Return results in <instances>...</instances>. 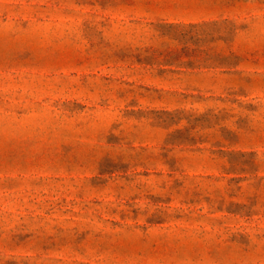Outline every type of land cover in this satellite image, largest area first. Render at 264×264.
<instances>
[{
    "label": "rangeland",
    "instance_id": "374dc122",
    "mask_svg": "<svg viewBox=\"0 0 264 264\" xmlns=\"http://www.w3.org/2000/svg\"><path fill=\"white\" fill-rule=\"evenodd\" d=\"M0 264H264V0H0Z\"/></svg>",
    "mask_w": 264,
    "mask_h": 264
}]
</instances>
